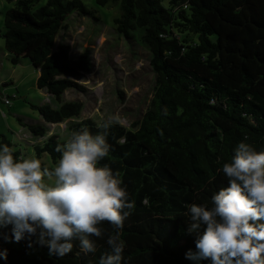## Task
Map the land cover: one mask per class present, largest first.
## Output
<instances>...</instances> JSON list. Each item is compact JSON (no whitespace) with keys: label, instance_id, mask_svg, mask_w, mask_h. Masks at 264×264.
Masks as SVG:
<instances>
[{"label":"trees","instance_id":"trees-1","mask_svg":"<svg viewBox=\"0 0 264 264\" xmlns=\"http://www.w3.org/2000/svg\"><path fill=\"white\" fill-rule=\"evenodd\" d=\"M7 1V56L27 57L57 104L17 116L34 156L0 133V162L59 211L3 213L0 264H264V0H94L150 54L152 96L129 127L62 99L90 62L56 40L71 14L97 19L86 3ZM66 120L65 138L49 134ZM64 154L84 164L78 182L39 190L44 155Z\"/></svg>","mask_w":264,"mask_h":264},{"label":"rangeland","instance_id":"rangeland-1","mask_svg":"<svg viewBox=\"0 0 264 264\" xmlns=\"http://www.w3.org/2000/svg\"><path fill=\"white\" fill-rule=\"evenodd\" d=\"M83 1L97 19L71 14L67 28L60 31L56 44L68 43L72 57L86 54L90 70L75 78L81 88L67 89L62 99L83 103L80 118H91L97 122L107 118L129 127L142 116L152 96L154 73L149 64L150 54L136 42L116 34L113 24V17L118 14L116 7L99 6L94 0ZM44 2L41 0L38 4ZM13 6V2L0 0V30L5 11ZM37 76L38 72L27 57H21L17 64L10 61L0 36V133L16 143L15 149L32 156V143L37 138L20 125L17 116L26 121L42 120L31 104H57L46 90L36 86ZM5 99L9 103H5ZM68 121L50 124L49 134L56 133L65 138ZM42 161L53 168L54 174L42 177L39 190L62 184L68 193L84 168L83 163L74 164L69 154H64L55 163L44 155ZM27 177L28 171L14 174L7 161L0 162V216L9 210L35 212L36 206L46 212L59 211L51 196L33 197L28 194Z\"/></svg>","mask_w":264,"mask_h":264},{"label":"built area","instance_id":"built-area-1","mask_svg":"<svg viewBox=\"0 0 264 264\" xmlns=\"http://www.w3.org/2000/svg\"><path fill=\"white\" fill-rule=\"evenodd\" d=\"M5 103H9V100L8 99H5V101H4Z\"/></svg>","mask_w":264,"mask_h":264},{"label":"crops","instance_id":"crops-1","mask_svg":"<svg viewBox=\"0 0 264 264\" xmlns=\"http://www.w3.org/2000/svg\"><path fill=\"white\" fill-rule=\"evenodd\" d=\"M48 94V93H47Z\"/></svg>","mask_w":264,"mask_h":264}]
</instances>
